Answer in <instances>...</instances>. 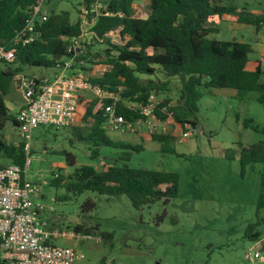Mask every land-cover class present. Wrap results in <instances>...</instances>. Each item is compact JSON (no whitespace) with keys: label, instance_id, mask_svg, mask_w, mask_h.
Segmentation results:
<instances>
[{"label":"rangeland","instance_id":"obj_1","mask_svg":"<svg viewBox=\"0 0 264 264\" xmlns=\"http://www.w3.org/2000/svg\"><path fill=\"white\" fill-rule=\"evenodd\" d=\"M141 1L148 4V0ZM217 1L250 11L264 10V0ZM83 7H87L86 0H50L45 5L49 15L68 12L71 23L79 22ZM145 9L146 6L136 7L134 16H144ZM216 27L218 31L209 38L220 43L235 40L258 47L261 41L252 27L232 22H222ZM118 32L106 36L110 44L120 45L128 40V37L120 39ZM92 33L89 28L85 39L95 46L96 52L84 60L88 64L85 75L90 74L89 78L101 75L106 68L105 50L112 49L106 40L95 38ZM250 60L261 64V82L264 83L263 54L255 52ZM52 71V68L25 67L20 75L51 76ZM140 78L167 82L165 90L155 93L158 102L167 99L169 106L175 107L184 99L178 77L158 71L152 76L140 75ZM200 91L198 125L185 129L190 131L186 138L173 116L164 119L167 133L151 118L148 123L137 121L133 131H107L112 140L141 149L130 151V160L126 163L131 168L144 167L179 176L175 198L167 204L158 200L141 209L134 208L126 195L109 196L91 191L77 194L68 187L74 168L67 165L64 152L74 155L75 167L92 165L104 170L122 163L125 151L109 146L100 147L99 158L92 159L93 146L81 139L86 137L91 119L84 122L82 116L76 124L66 128L44 125L26 130L8 121L0 129L7 144L30 142V167L26 175L37 187L31 199L44 206L42 219L46 228L59 235L52 242L83 254L84 258L74 264H264V206H259L260 194H264L261 185L264 163H251L242 170L238 156L234 160L226 157L227 149L238 151L240 145L247 147L263 139L261 134L244 126L247 119H252L259 127L264 125V108L257 101L259 94L239 95L233 89L203 87ZM107 99L113 97L85 92L78 103L82 104L85 114L90 104L95 103L98 109ZM4 100L12 107L11 113L17 114L24 100L23 89L17 81ZM125 104L134 105L128 101ZM161 135L169 138L165 141L154 138ZM2 163L7 164V161L0 158ZM54 177L62 178V186L52 183ZM89 199L94 208L84 211ZM251 226L255 227L251 231L259 234L258 240L249 237ZM77 227L81 228L79 232ZM249 252H259L261 257L248 261L245 256Z\"/></svg>","mask_w":264,"mask_h":264},{"label":"trees","instance_id":"obj_2","mask_svg":"<svg viewBox=\"0 0 264 264\" xmlns=\"http://www.w3.org/2000/svg\"><path fill=\"white\" fill-rule=\"evenodd\" d=\"M91 7L94 0H86ZM136 0H111L106 2V10L100 14H90L91 31L95 38L106 40L112 49L105 50V70L101 75L90 78L91 82L102 91L116 97L104 100L95 109L92 103L86 109L84 122L89 121L86 137L81 138L90 143L92 159L99 158V148L109 146L124 150L121 164L98 170L92 165L75 167V157L64 152L67 165L74 168L69 177L68 187L77 194L86 191L102 195H126L136 209H141L158 200L167 204L178 194L179 176L176 173L158 171L144 167L131 168V152L140 151L130 144L112 140L104 128L107 118L106 108L115 104L117 114L127 121L134 122L146 119L140 114L138 106L147 104L152 92L159 93L167 88V82L142 80L140 75H155L158 71L170 77H178L181 94L175 107L169 106L167 99L158 108L166 106L175 122L186 131L188 126L197 127L198 102L202 97L200 88L233 89L239 95L257 92V101L264 108V83L261 82L262 71L247 70L251 45L245 42H218L209 38L216 33L215 26L220 22L235 21L251 25L259 30L264 28V14L255 15L245 8L233 4L219 3L217 0H149L148 17H135L133 4ZM34 0H0V47L11 48V40L24 27L30 7ZM103 11H106L105 14ZM40 37L29 44L15 46V58L12 62H0V129L8 121L20 126L16 114L8 109L4 97L10 91L16 78L25 67L55 68L60 62L72 59L75 63L93 57L91 45L85 43L84 56L75 57L69 51L70 39L81 34L80 22L71 23L70 14L66 11L52 13L48 20L38 27ZM119 30L120 39H129L120 45H112L106 36ZM138 105L137 107L125 104ZM156 116L165 119L164 114L156 109ZM249 128L263 136L258 143L240 149H227L226 157L234 160L238 156L242 170L251 163H264V125H254L252 119L244 121ZM79 134L83 136L81 130ZM165 141L168 136H154ZM0 158L7 164L24 166L26 155L24 143L7 144L0 134ZM62 178L54 177L52 183L62 186ZM264 187V179L261 184ZM165 189H162V187ZM66 199V197H63ZM260 207L264 206V194H260ZM94 208L89 199L85 202L84 211ZM255 227L251 226L250 231ZM80 227L76 228L79 232ZM249 237L258 240L259 234L250 232ZM1 264V263H0Z\"/></svg>","mask_w":264,"mask_h":264},{"label":"built area","instance_id":"obj_3","mask_svg":"<svg viewBox=\"0 0 264 264\" xmlns=\"http://www.w3.org/2000/svg\"><path fill=\"white\" fill-rule=\"evenodd\" d=\"M111 0H97L91 7H83L80 14L81 34L70 39L69 51L75 57L86 53L85 39L92 26L90 14L106 10V2ZM48 0H34L30 7L24 27L11 40L12 47H0V62H12L15 58V46L26 45L40 37L38 27L48 20L49 14L45 9ZM94 37V33H92ZM109 35H112L110 33ZM72 59L58 63L52 68L51 76L18 77L20 88L23 89L24 104L16 114L20 127L24 130L39 126L50 125L57 128L73 126L78 121V98L85 92H92L99 96L116 97L102 91L94 85L84 74L66 75L64 72L71 67ZM155 92L148 98L147 104L138 106L140 114L146 119L134 122L127 121L117 114L115 104L106 108L107 118L104 123L106 131L134 130L136 122H147L148 119L157 120L164 133L166 120L156 116V109L172 117L166 106L158 108ZM165 111L163 112V110ZM190 126L187 127V129ZM190 131H184L186 138ZM30 142L24 144L26 160L24 166L17 164H0V263L1 264H74L83 259L80 252L71 247L57 246L52 242L58 237L49 231L42 216L44 206L31 199L37 187L27 179V170L30 167ZM261 257L259 252L246 254L245 259L254 261Z\"/></svg>","mask_w":264,"mask_h":264},{"label":"crops","instance_id":"obj_4","mask_svg":"<svg viewBox=\"0 0 264 264\" xmlns=\"http://www.w3.org/2000/svg\"><path fill=\"white\" fill-rule=\"evenodd\" d=\"M50 0H48L49 2ZM230 1V0H228ZM47 2V3H48ZM148 3H149V0H148ZM146 6V9L144 11V16H141L140 18H143V19H146L148 17V4L141 1V0H136V2L133 4V9L136 10V7H139V8H145ZM238 7V6H237ZM240 8V7H239ZM245 9L252 13V14H255V15H263L264 14V10L263 11H256V10H249L248 8L245 7ZM225 22H232L234 24H242V23H238V22H235V21H225ZM222 23V22H220ZM219 24V23H218ZM244 27H252L253 28V32L254 34L259 37V39L261 40L260 42H258V47H253L251 44V48H252V52L251 54L255 53V52H261V54H263V57H264V28H260L259 30H257L256 27L254 26H251V25H246V24H242ZM217 26V24H216ZM119 33V32H118ZM129 39V37H128ZM235 41V40H233ZM249 44V43H248ZM91 45V52H95V46L90 44ZM259 50V51H258ZM250 54V55H251ZM250 55H249V62L246 66L247 70L249 71H255L258 67H260L261 69V64L258 62V61H255V60H250ZM65 61H68V60H65ZM86 67H88V64L85 62V61H80L79 63H75L74 61H71V67L68 69V70H65V74L66 75H73V74H86L85 72L88 71V69H86ZM105 70V68H103V71ZM84 71V72H83ZM55 72V70L53 71ZM102 74V73H101ZM22 76H25V75H22ZM87 76H90V74H87ZM18 77H21V75H19ZM18 77L16 78V81L18 79ZM28 77H32V76H28ZM37 77V76H35ZM92 77H95V76H92ZM97 77V76H96ZM15 81V82H16ZM19 86H20V82L17 81ZM6 103V102H5ZM24 104V100L22 102V105H20L19 107L21 108ZM8 109L11 111L12 110V107H10L7 103H6ZM19 111V110H18ZM82 116H84V113L82 112V104L79 103V111H78V119L81 118ZM179 125V124H178ZM179 127V126H178ZM181 128V127H180ZM197 128V127H196Z\"/></svg>","mask_w":264,"mask_h":264},{"label":"water","instance_id":"obj_5","mask_svg":"<svg viewBox=\"0 0 264 264\" xmlns=\"http://www.w3.org/2000/svg\"><path fill=\"white\" fill-rule=\"evenodd\" d=\"M105 1V0H104ZM106 11H103V13L105 14ZM98 14H100V12H98Z\"/></svg>","mask_w":264,"mask_h":264}]
</instances>
